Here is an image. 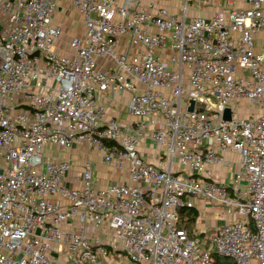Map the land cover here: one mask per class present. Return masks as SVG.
I'll return each mask as SVG.
<instances>
[{
    "label": "built area",
    "instance_id": "2783aa9c",
    "mask_svg": "<svg viewBox=\"0 0 264 264\" xmlns=\"http://www.w3.org/2000/svg\"><path fill=\"white\" fill-rule=\"evenodd\" d=\"M188 2L0 0V264H264V0ZM196 200L236 218L186 228Z\"/></svg>",
    "mask_w": 264,
    "mask_h": 264
},
{
    "label": "crops",
    "instance_id": "0c3cea01",
    "mask_svg": "<svg viewBox=\"0 0 264 264\" xmlns=\"http://www.w3.org/2000/svg\"><path fill=\"white\" fill-rule=\"evenodd\" d=\"M156 2L157 4L165 5L168 7L169 11L172 13H179L180 7L184 0H150ZM199 2V4L197 3ZM224 0H218L217 4H214V0H189L190 11L196 15H210V13L223 5ZM69 33L66 34V37ZM109 114L114 115L118 120L126 121L130 117L127 115L125 109H119V107H113L109 110ZM141 154L149 162L154 163L157 160V145L152 142L149 138H145L141 143ZM65 157H70L73 160V169L70 172V176L79 175L82 170V162L86 158L85 148L80 145L74 147L71 150H66L62 152ZM90 158L92 159V164L94 167V183L96 186H102L109 182H124L129 183L131 179L126 171H121L114 165H106L101 162L99 155L90 153ZM228 165L222 167L221 177L229 182L232 173L239 167V154L238 153H228L227 154ZM74 184H76L74 182ZM196 209L198 210V216L192 226L198 232H212L218 227L222 226L226 222L236 218L234 215H223L217 204L208 201L196 200ZM201 221V223L198 221ZM200 228H198V226ZM121 261V264L124 263Z\"/></svg>",
    "mask_w": 264,
    "mask_h": 264
},
{
    "label": "trees",
    "instance_id": "16d2710c",
    "mask_svg": "<svg viewBox=\"0 0 264 264\" xmlns=\"http://www.w3.org/2000/svg\"><path fill=\"white\" fill-rule=\"evenodd\" d=\"M179 216L181 219V223L184 227L192 229V226L198 216V210L196 207H187L183 206L179 208ZM217 261H223L226 260L224 258L217 257Z\"/></svg>",
    "mask_w": 264,
    "mask_h": 264
},
{
    "label": "water",
    "instance_id": "95a60500",
    "mask_svg": "<svg viewBox=\"0 0 264 264\" xmlns=\"http://www.w3.org/2000/svg\"><path fill=\"white\" fill-rule=\"evenodd\" d=\"M192 108H193V103L191 104L189 109L192 110ZM230 114H231L230 109L226 108L223 114V118L226 120L230 119Z\"/></svg>",
    "mask_w": 264,
    "mask_h": 264
},
{
    "label": "rangeland",
    "instance_id": "374dc122",
    "mask_svg": "<svg viewBox=\"0 0 264 264\" xmlns=\"http://www.w3.org/2000/svg\"><path fill=\"white\" fill-rule=\"evenodd\" d=\"M72 31L74 32L75 29H73ZM208 202L214 203L213 201H208ZM214 204H216V203H214ZM199 222L201 223L200 219H199L198 223H199ZM197 226H198V228H200L199 225H197ZM122 264H128V260H126V261H125L124 263H122Z\"/></svg>",
    "mask_w": 264,
    "mask_h": 264
}]
</instances>
